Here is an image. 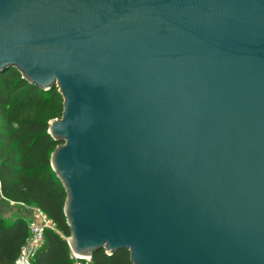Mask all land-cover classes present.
<instances>
[{"label":"water","instance_id":"1","mask_svg":"<svg viewBox=\"0 0 264 264\" xmlns=\"http://www.w3.org/2000/svg\"><path fill=\"white\" fill-rule=\"evenodd\" d=\"M62 96L67 244L264 264V0H0V73Z\"/></svg>","mask_w":264,"mask_h":264},{"label":"trees","instance_id":"2","mask_svg":"<svg viewBox=\"0 0 264 264\" xmlns=\"http://www.w3.org/2000/svg\"><path fill=\"white\" fill-rule=\"evenodd\" d=\"M62 101L57 87L42 90L16 68L0 73V193L9 201L40 207L54 225L45 229L32 264H73L66 241V192L50 165L60 142L47 132L48 122L62 115ZM27 235L26 220L0 215V264H13ZM91 262L132 264L126 249L111 255L99 250Z\"/></svg>","mask_w":264,"mask_h":264},{"label":"built area","instance_id":"3","mask_svg":"<svg viewBox=\"0 0 264 264\" xmlns=\"http://www.w3.org/2000/svg\"><path fill=\"white\" fill-rule=\"evenodd\" d=\"M29 209L30 216L27 220L28 235L13 264H32L36 252L43 244L45 229L54 227L51 219L47 217L40 207L29 206ZM66 241H68V238H66ZM69 258L73 264H92L90 256L79 255L72 250L69 251Z\"/></svg>","mask_w":264,"mask_h":264},{"label":"crops","instance_id":"4","mask_svg":"<svg viewBox=\"0 0 264 264\" xmlns=\"http://www.w3.org/2000/svg\"><path fill=\"white\" fill-rule=\"evenodd\" d=\"M0 198L4 200L7 203L6 209L2 208L0 209V215L4 218H23L24 220L29 219L30 216V209L29 205L20 203V202H14V201H9L5 199L1 193H0ZM8 211V212H7Z\"/></svg>","mask_w":264,"mask_h":264},{"label":"rangeland","instance_id":"5","mask_svg":"<svg viewBox=\"0 0 264 264\" xmlns=\"http://www.w3.org/2000/svg\"><path fill=\"white\" fill-rule=\"evenodd\" d=\"M7 205V203L4 201V200H2L1 198H0V209H2V208H4V209H6V206ZM8 212V211H7ZM68 238V237H67Z\"/></svg>","mask_w":264,"mask_h":264}]
</instances>
